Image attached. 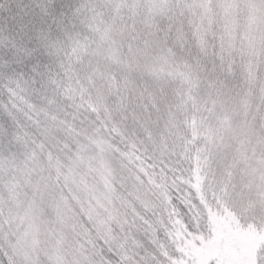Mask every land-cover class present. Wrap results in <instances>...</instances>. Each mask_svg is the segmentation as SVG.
Masks as SVG:
<instances>
[{
    "label": "snow or ice",
    "instance_id": "1",
    "mask_svg": "<svg viewBox=\"0 0 264 264\" xmlns=\"http://www.w3.org/2000/svg\"><path fill=\"white\" fill-rule=\"evenodd\" d=\"M0 264H264V0H0Z\"/></svg>",
    "mask_w": 264,
    "mask_h": 264
}]
</instances>
